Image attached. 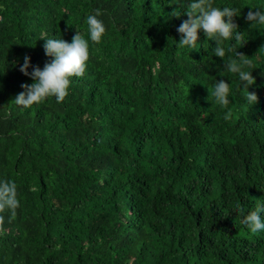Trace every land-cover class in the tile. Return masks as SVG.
Segmentation results:
<instances>
[{
    "label": "trees",
    "instance_id": "trees-1",
    "mask_svg": "<svg viewBox=\"0 0 264 264\" xmlns=\"http://www.w3.org/2000/svg\"><path fill=\"white\" fill-rule=\"evenodd\" d=\"M176 3L0 0V180L19 201L0 264H264V231L241 223L264 202V25L245 20L264 0H214L240 10L246 41H222L223 59L202 31L196 49L178 46ZM97 8L99 44L86 24ZM76 31L89 42L83 76L60 103L18 106L33 83L24 56L43 69L41 38ZM231 47L253 67V104L224 67ZM221 79L225 108L210 95Z\"/></svg>",
    "mask_w": 264,
    "mask_h": 264
},
{
    "label": "clouds",
    "instance_id": "clouds-1",
    "mask_svg": "<svg viewBox=\"0 0 264 264\" xmlns=\"http://www.w3.org/2000/svg\"><path fill=\"white\" fill-rule=\"evenodd\" d=\"M214 0H177V7L169 14L171 17L179 18L180 9H185L184 15L187 16L183 20L176 31L180 34L178 46H187L196 49L199 39L198 33L203 32L204 36L215 41L216 47L213 48L214 56L223 59L226 55L225 48L221 46L222 41L236 40L241 41V47L246 42L243 33L237 31L238 25L234 22V17L240 15V10L236 7H214ZM249 11L245 17L246 22L253 25H264V11L259 8ZM103 15L101 9L97 8L93 14L86 17V24L90 40L99 44L101 37L106 29L100 17ZM227 18V21L225 20ZM44 40L43 50L45 56L51 59L44 64L43 69L39 66L30 64V57L25 55L24 62L20 66L19 71L30 77L33 81L31 84H21L23 89L14 102L18 106L24 108L31 107L33 104L43 102L47 97H55L56 102H62L68 95V88L71 77L83 76L86 69V62L89 59V42L80 32L76 31L71 42L64 39L41 38ZM233 52L235 58H229L224 65L225 69L230 73H236L239 76V87L247 93V100L253 104L257 102L258 97L255 92H249L248 89L254 85L255 78L251 74L253 69L250 60L246 59L243 53H240L234 47L227 50ZM31 68V71L28 69ZM247 68L248 70H244ZM215 98V102L225 108L230 104L229 100V84L224 80H216L214 91L210 93ZM231 113L224 115V119L228 120ZM19 207L17 199V185L13 181L0 180V230L6 222L4 213L7 212V221L16 216V210ZM243 214L244 209H240ZM264 202L258 203L254 210L243 215L241 223L244 224L252 234L264 231Z\"/></svg>",
    "mask_w": 264,
    "mask_h": 264
}]
</instances>
